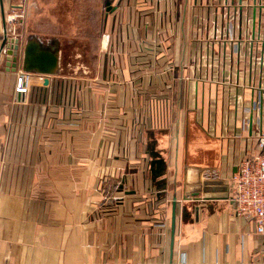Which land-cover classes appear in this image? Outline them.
<instances>
[{
	"label": "crops",
	"instance_id": "0c3cea01",
	"mask_svg": "<svg viewBox=\"0 0 264 264\" xmlns=\"http://www.w3.org/2000/svg\"><path fill=\"white\" fill-rule=\"evenodd\" d=\"M225 1L0 0V33L23 13L9 37L60 56L48 86L29 73L17 94L25 72L9 71L0 39V264H264V236L229 199L245 150L264 136V118L243 128L247 50L216 44L211 73L195 36ZM242 2L243 40L246 22L259 35L264 8ZM84 32L96 43L92 75L68 72L82 62L65 49ZM253 76L264 87V73ZM197 170L211 185L202 191Z\"/></svg>",
	"mask_w": 264,
	"mask_h": 264
},
{
	"label": "built area",
	"instance_id": "2783aa9c",
	"mask_svg": "<svg viewBox=\"0 0 264 264\" xmlns=\"http://www.w3.org/2000/svg\"><path fill=\"white\" fill-rule=\"evenodd\" d=\"M20 1L22 5H24L27 0ZM242 1L237 3V8L242 9L239 18H235L233 16L234 13H231L233 8L234 10L237 8L235 9L233 4L226 0L225 3L222 4V11H217L218 16L215 21L211 22L205 17L197 23L195 27V36L196 42L198 43V50L201 54L200 64L206 69H209L211 73L219 71L220 64L218 62L217 65L215 58L216 44L226 45L227 42H230L239 50V55H241V45L243 43L245 44L247 54L244 58L247 61L249 60L248 63H250V66L249 68L247 67V70L243 71L238 68L237 71L239 75L247 71H250L251 74L250 84L247 86L244 84L242 86L250 89L251 92L254 93L252 106L247 109L250 118L245 119L243 123V128L248 129L255 122L261 126L264 118L263 83L261 82L258 86L253 76L254 72H257V70H259L262 75L264 73V45H262L264 44V33L262 31L263 29H261L264 26V16H257L253 20L260 31L259 35H256V32L253 30L250 34L249 24L246 22L245 38L242 40L241 35L238 39L237 30L241 28L242 31V27L244 26L242 20L244 2ZM254 1L253 7H259L260 9L264 8L263 0H260V3H258V0ZM245 16L246 19H249V13ZM23 17V13H13L6 17V31L4 34L0 33V39H3V36L9 37V35H15L16 26ZM250 20L252 21V18ZM250 20L248 21L250 22ZM258 44L262 45V51H259L258 47H256ZM218 53L220 54L219 50ZM221 55H223V53H221ZM30 87L31 78L28 73L21 74L17 78L16 93L27 94ZM229 199L234 204L235 215L250 221L254 225L256 233L260 236H264V136L258 137L245 150V155L238 166V172L234 174L230 180Z\"/></svg>",
	"mask_w": 264,
	"mask_h": 264
},
{
	"label": "water",
	"instance_id": "95a60500",
	"mask_svg": "<svg viewBox=\"0 0 264 264\" xmlns=\"http://www.w3.org/2000/svg\"><path fill=\"white\" fill-rule=\"evenodd\" d=\"M242 1V0H241ZM108 11H111V3L107 4ZM6 47V49H5ZM5 49V50H4ZM3 53L6 55L7 68L9 71L16 73L19 68H22L25 73H36L42 76H46L44 85L48 86L50 83L51 76L59 73L60 67V56L58 50H51L46 48L41 44V42L35 38H31L25 44L19 38H10L5 36L3 39ZM190 171L194 170L189 168ZM199 174V170H197ZM197 190H203V188H208L209 182H203L201 179V174L195 180ZM213 191V190H210ZM200 191L195 192L193 196L199 195ZM176 198L173 204V217H172V228L173 235L176 229V208L177 202Z\"/></svg>",
	"mask_w": 264,
	"mask_h": 264
},
{
	"label": "rangeland",
	"instance_id": "374dc122",
	"mask_svg": "<svg viewBox=\"0 0 264 264\" xmlns=\"http://www.w3.org/2000/svg\"><path fill=\"white\" fill-rule=\"evenodd\" d=\"M84 21H86V18ZM80 22H82V18H80ZM90 34L91 32H88V33L84 32L83 36L82 35L78 36L79 38H82V39L73 42L72 46L68 45V47L65 49L67 58L80 56L81 62H82L81 64H72L71 66H69L68 72H71L72 70L74 72H78L79 74L92 75L97 70V65L95 64V60L98 54H97V49L94 48L96 43L94 41L95 38L93 37V34H91V36ZM89 36L92 39L91 42L87 43V41L85 40L83 41L84 38L89 37ZM88 44L89 45L93 44L94 47L90 48Z\"/></svg>",
	"mask_w": 264,
	"mask_h": 264
}]
</instances>
